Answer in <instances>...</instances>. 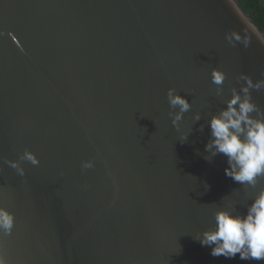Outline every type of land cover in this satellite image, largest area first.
I'll use <instances>...</instances> for the list:
<instances>
[{"label":"water","instance_id":"95a60500","mask_svg":"<svg viewBox=\"0 0 264 264\" xmlns=\"http://www.w3.org/2000/svg\"><path fill=\"white\" fill-rule=\"evenodd\" d=\"M242 74L264 79V34L237 0H0L6 264H264L213 257L195 239L218 209L244 214L264 189L205 151ZM170 87L191 103L179 129ZM251 96L264 112V88Z\"/></svg>","mask_w":264,"mask_h":264},{"label":"clouds","instance_id":"9594fccd","mask_svg":"<svg viewBox=\"0 0 264 264\" xmlns=\"http://www.w3.org/2000/svg\"><path fill=\"white\" fill-rule=\"evenodd\" d=\"M233 35L240 39L238 35ZM241 78L244 84L239 89L232 88L225 107L208 120L210 140L205 145V151L212 156H226L228 166L224 169L225 175L235 182L255 187L258 179L264 177V112L253 102L251 91L264 88V79L253 81L247 74H242ZM225 79L223 71L212 69L211 81L217 86V95L222 93ZM167 100L171 109H178L169 111L168 115L172 118V124L179 129V122L183 114L190 110L191 103L187 96L171 87L167 90ZM252 113L257 115L253 116ZM195 119H200L199 113ZM187 136L188 133L182 134L181 142ZM22 158L34 165L39 163L35 154L28 150ZM9 163L17 167L15 162ZM83 167H92V164L85 162ZM13 225L14 215L0 207V229L8 234ZM195 239L201 246L210 247L213 257L232 259L239 254L241 260L264 261V189L255 195L244 214L218 209L214 213V225L198 233ZM0 264H6L2 256Z\"/></svg>","mask_w":264,"mask_h":264},{"label":"trees","instance_id":"16d2710c","mask_svg":"<svg viewBox=\"0 0 264 264\" xmlns=\"http://www.w3.org/2000/svg\"><path fill=\"white\" fill-rule=\"evenodd\" d=\"M239 6L264 34V0H237Z\"/></svg>","mask_w":264,"mask_h":264}]
</instances>
